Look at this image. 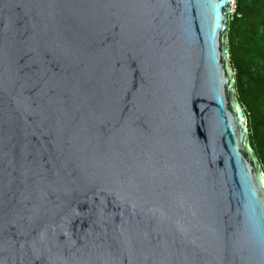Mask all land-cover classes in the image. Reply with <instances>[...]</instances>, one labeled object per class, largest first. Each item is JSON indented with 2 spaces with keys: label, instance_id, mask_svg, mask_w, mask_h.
<instances>
[{
  "label": "water",
  "instance_id": "95a60500",
  "mask_svg": "<svg viewBox=\"0 0 264 264\" xmlns=\"http://www.w3.org/2000/svg\"><path fill=\"white\" fill-rule=\"evenodd\" d=\"M232 0H0V264H264V168Z\"/></svg>",
  "mask_w": 264,
  "mask_h": 264
},
{
  "label": "trees",
  "instance_id": "16d2710c",
  "mask_svg": "<svg viewBox=\"0 0 264 264\" xmlns=\"http://www.w3.org/2000/svg\"><path fill=\"white\" fill-rule=\"evenodd\" d=\"M229 31L238 98L250 142L264 168V0H235Z\"/></svg>",
  "mask_w": 264,
  "mask_h": 264
},
{
  "label": "built area",
  "instance_id": "2783aa9c",
  "mask_svg": "<svg viewBox=\"0 0 264 264\" xmlns=\"http://www.w3.org/2000/svg\"><path fill=\"white\" fill-rule=\"evenodd\" d=\"M236 6H235V0H232V15L235 12Z\"/></svg>",
  "mask_w": 264,
  "mask_h": 264
},
{
  "label": "rangeland",
  "instance_id": "374dc122",
  "mask_svg": "<svg viewBox=\"0 0 264 264\" xmlns=\"http://www.w3.org/2000/svg\"><path fill=\"white\" fill-rule=\"evenodd\" d=\"M236 3V2H235Z\"/></svg>",
  "mask_w": 264,
  "mask_h": 264
}]
</instances>
